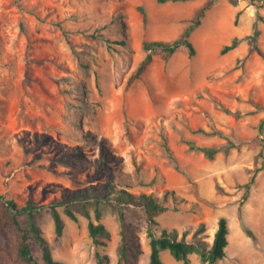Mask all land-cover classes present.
Segmentation results:
<instances>
[{
	"label": "rangeland",
	"instance_id": "obj_1",
	"mask_svg": "<svg viewBox=\"0 0 264 264\" xmlns=\"http://www.w3.org/2000/svg\"><path fill=\"white\" fill-rule=\"evenodd\" d=\"M205 3L0 0V194L43 206L38 223L55 260L97 264L100 254L117 264L121 233L110 203L137 231V264H149L143 208L114 199L102 200L99 221L91 212L110 233L105 245L90 237L88 219L76 212L72 221L63 207L56 236L50 205L83 189L101 197L111 186L134 196L174 191L177 204L155 217L156 236L176 229L193 241L204 223L199 237L210 246L224 217L228 245L215 264H264V0H217L189 37L194 56L157 51L129 82L143 42L177 39ZM229 140L237 147L226 152ZM190 144L218 153L209 159ZM17 243L0 234V264H23ZM161 259L183 264L168 251ZM190 261L203 264L197 254Z\"/></svg>",
	"mask_w": 264,
	"mask_h": 264
},
{
	"label": "trees",
	"instance_id": "obj_2",
	"mask_svg": "<svg viewBox=\"0 0 264 264\" xmlns=\"http://www.w3.org/2000/svg\"><path fill=\"white\" fill-rule=\"evenodd\" d=\"M181 1L191 0H158L159 3H175ZM216 1L217 0H206L205 5L197 14V19L186 27L177 39L173 41H144L143 50L146 52V56L139 64L136 71L130 76L129 82L141 76L151 63L154 53L157 51L169 57L178 52L181 48H185L189 57L194 56L195 48L189 37L192 31L200 25L201 18L204 16L205 11ZM228 1L233 5H237L239 2V0ZM248 1H250L252 5H255V2H260L261 0ZM259 8L260 5H257V9ZM139 11L143 16V20L146 21L145 11L141 7ZM258 18H261L259 13ZM257 35L258 31L256 30L254 32L255 39ZM237 43V39H234L230 45L223 48L222 53L234 49ZM198 131L206 133L204 130ZM235 147H237V144L229 140L226 152ZM190 148L192 150L201 151L209 159L214 158L218 153V149L216 148L196 147L193 144H190ZM89 195V191L85 189L79 190L65 198L64 201L49 206V212L54 221L57 237L62 236L65 227L64 220L59 211V207H63L65 215L72 221L78 220L76 212L81 213L88 219L90 237L96 245H105V240L109 239L110 233L102 223H94L92 221L91 212H94L95 219L99 221L106 208V204L102 200L105 199L110 201L114 199L117 205L125 204L127 206L143 208L148 225L147 236L150 246L149 264H166L161 259L162 251H168L176 261L182 262L183 264H191L190 256L192 254H197L203 264H215L225 256L226 247L228 245L229 227L227 219L224 217L219 220L218 228L210 246L199 237L206 229L204 223L199 224L193 235V241H187L185 234L179 238L176 229H163L159 236L155 235L152 230V227L157 225L155 217L170 208V201L177 204V196L174 191L166 190L162 197L155 196L154 194H140L134 196L125 190L115 191L110 186L109 188H104V194L101 197H91V195ZM109 205L111 210L116 213L120 225L121 242L117 250V264H137L139 256L142 254L137 231L130 225L127 215L121 206H114L110 203ZM42 208L43 206L36 207L32 201H28L25 205L20 206L14 199L6 198L4 195L0 194V234L9 231L17 237L16 260L18 263L68 264L57 261L52 257L48 242L38 223L41 215L40 209ZM38 249L40 251L41 260L37 256ZM107 263H109V257L107 255L97 254V264Z\"/></svg>",
	"mask_w": 264,
	"mask_h": 264
}]
</instances>
